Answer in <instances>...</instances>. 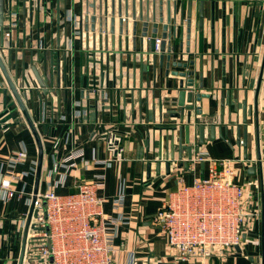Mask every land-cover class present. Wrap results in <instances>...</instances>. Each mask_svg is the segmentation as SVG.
Instances as JSON below:
<instances>
[{"label":"crops","instance_id":"crops-1","mask_svg":"<svg viewBox=\"0 0 264 264\" xmlns=\"http://www.w3.org/2000/svg\"><path fill=\"white\" fill-rule=\"evenodd\" d=\"M1 1L4 23L12 9L19 12L13 39L0 47L7 64L11 53V75L15 78L19 74L17 85L21 87L25 63L28 73L39 85L28 69L36 65L47 88L46 93L41 88L34 90L30 101H26L45 145L40 191L48 189L47 169L55 160L47 125L40 123V99L46 102L49 96L51 103L52 94L56 107L53 108L55 117H48L47 121L51 134L65 135L70 129L74 131L70 143L64 141L56 157H62L78 145L84 148L90 161L88 166L81 163L72 168L66 185L58 187L57 192L75 191V183L104 175L105 184L99 190V195L106 199L104 210L107 214L122 216L125 221L120 226L117 242L123 241L126 246L116 255L115 264H189L178 260L177 252L169 247L152 219L182 181L192 184L195 179L208 176L209 162H194L201 154L236 159L240 184L257 179L259 187L252 197L261 212L252 231L246 228L248 233L240 246L230 249L223 257H211L208 264H264V0H171L172 14L173 4L177 3L176 54L181 55L182 61H194V64H189L188 68L171 65L169 69L167 60L163 65L160 60L161 54L168 55L169 41L163 40L162 52L156 54L152 25L147 37H142L140 30L134 36L133 0ZM126 1L129 2V34L123 33L120 46L119 8L122 6L124 15ZM140 1H143L145 15L146 3L150 2L152 15L154 2L158 4L160 0H136L138 15ZM166 2L164 0L165 19ZM105 10L109 18L115 13V33L108 32L103 48H95L100 33V12L104 16ZM69 12L76 21L69 18ZM93 15L97 17L95 31L91 28ZM157 15L159 17L158 5ZM188 17L191 18L190 38ZM173 30L170 28L171 32ZM77 31L80 34L77 35ZM162 32L160 25L158 36L162 37ZM88 45L104 60L94 72V79L108 87V96H113L114 102L99 103V108H92L89 115L79 117L82 107L77 101L86 103L82 87L87 82L83 71L87 52L83 50ZM70 46H73L72 55H68L66 68L53 76L50 74L52 58L57 59V51L63 56ZM177 71H193L194 74L183 77L174 73ZM0 78L7 86L1 71ZM190 78L195 80L192 87L187 86ZM183 82L185 89L194 92L195 104V108L185 112L172 100L178 97ZM5 89H0V113H4L3 109L6 111L2 105L6 96L9 103L15 102L13 94L10 91L6 94ZM197 94H201V98L198 99ZM13 107L11 120L0 122V169L12 151L24 146L30 161L23 168L30 169L33 161H38V146L21 110ZM11 112L5 113L2 119ZM175 113L178 117L173 116ZM112 125L123 134L120 158L109 151L106 143ZM173 137L174 158L170 150ZM108 158L113 159L110 165L105 163ZM167 161L171 162L169 171ZM35 179L36 175L26 178L27 192H34ZM120 193H124V202L117 209L114 199ZM31 201L27 195L9 202L0 200V234L7 235L17 255L21 252L22 239L15 228L29 213ZM9 248L7 241L0 243V264H19L15 256L7 257Z\"/></svg>","mask_w":264,"mask_h":264},{"label":"built area","instance_id":"built-area-1","mask_svg":"<svg viewBox=\"0 0 264 264\" xmlns=\"http://www.w3.org/2000/svg\"><path fill=\"white\" fill-rule=\"evenodd\" d=\"M18 18L19 12L15 8L7 13L6 23H4L5 42L10 43L13 39ZM69 18L76 21L71 12H69ZM173 25L171 24L172 29ZM76 33L78 35L80 31ZM107 34L109 33L105 30L100 31L99 40L94 44L95 48H103L104 42L101 37ZM154 39L156 54L162 52L163 40L169 41L172 47L176 40L173 32L167 39L161 36ZM98 43H100L99 47ZM40 47L44 48L42 45ZM72 49L73 46L65 49L63 56L60 51L55 53L57 59L52 58L54 61L50 67V74L53 70L54 74L59 72L58 68L61 74L62 68H66L68 55H72ZM84 49L86 51L83 50V52H87V62L83 65V71L87 82L82 87V92L86 103L77 101L82 107L78 112L79 117L89 115L92 108H99V103L114 102L113 96H108V87L99 85L97 79H94V72L101 63H104L101 54L99 57L98 52L92 50L89 45ZM177 57L181 59V55ZM28 72L27 70V77L30 78L24 80L23 76L22 86L19 87L23 94L26 91L33 93L34 90L41 88ZM19 81L20 77H18ZM1 82L3 83L2 80ZM1 87L7 86L3 83L0 89ZM54 99L52 94L51 103H49V96V101L40 99L42 104L40 123L47 125L46 129L49 132L47 136L51 138L52 155L55 160L47 169V175L50 177L48 189L39 192L35 204L36 215L33 216L31 226L35 222L36 227L31 230L30 226L23 264H115L116 255L126 246L123 241L117 242L120 226L125 221L122 216L107 214L104 210L106 199L99 195V190L105 184L104 175L75 183V191L64 194L57 192L58 187L66 185L72 168L78 167L81 163L88 166L90 161L86 158L84 148L78 145L62 157H56L63 148L64 141L70 143L74 131L70 129L65 135L51 134L47 121L48 117L52 119L55 117ZM92 102L96 103L92 104ZM2 105L6 109V111L3 109V112H11L13 106L7 107L4 103ZM14 107L13 109H20L17 105ZM36 125L39 126L37 123ZM112 126L108 129L106 143L109 151L120 158L123 134L117 126ZM97 129L99 130L98 127ZM194 160L195 163L209 162L208 176L195 179L192 184L182 181L178 188L169 194L163 207L154 215L152 223L161 229L169 247L177 252L178 260L189 264L194 261L197 264H208L211 257H223L230 249L240 246L248 233L246 228L251 231L254 228V222L261 215L259 205L252 197L259 183L257 179L245 184L238 183L235 165L237 160L234 158L220 159L201 154ZM29 161L30 155L25 146L9 154L7 162L0 169V200L9 202L25 195L33 200V193L26 191V178L36 175L38 161H33L30 169L23 168ZM111 161L113 159L108 158L105 163L110 165ZM123 202L124 193H120L114 199L115 208L122 207ZM27 216L28 214L15 228L16 234L21 236V239ZM5 241L10 246L7 257L12 259L15 256L19 262L20 255H17L7 235L0 234V243Z\"/></svg>","mask_w":264,"mask_h":264},{"label":"water","instance_id":"water-1","mask_svg":"<svg viewBox=\"0 0 264 264\" xmlns=\"http://www.w3.org/2000/svg\"><path fill=\"white\" fill-rule=\"evenodd\" d=\"M140 13L138 15L137 13V2L136 0H133L132 2V19H133V34L134 36H136V34L138 33V30L141 31V35L142 37H147L149 35L150 32V25H152V30H151V38H156L158 36V32H159V27L160 25H162V37L164 39H167L170 34V28H171V24L173 25L174 30L172 31L174 33V37L175 39H177V28H178V20H177V3H174V10H173V14H172V1L171 0H167V17L165 19L164 17V0H160L158 4H156V2H154L153 4V14L151 15L150 13V2L146 3V8H147V12L146 15L144 13V6H143V1H140ZM1 5H3V2L1 1ZM157 5L159 6V17L157 15ZM114 12V10H113ZM113 16L109 18L108 16V11L105 10V15L103 16V12H100V16H99V29L100 31H107L110 32L112 35H114L115 33V17ZM119 16H120V34L121 36H119V45L121 46L122 43V35L124 32H126L127 34H129V2L126 1L125 3V14L123 15L122 12V6H120L119 8ZM86 20L89 22V17H86ZM85 20V21H86ZM109 21H110V25H109ZM91 28L93 31H95V24L97 22V17L96 15H93L91 17ZM187 25H188V38H190V32H191V18L188 17L187 18ZM110 28V30H109ZM108 35V34H107ZM102 42L104 41V37H101ZM136 39V38H134ZM155 40V39H154ZM170 42H169V46H168V55L165 56L164 53L161 54L160 56V60H161V64H164V60H167V68L169 69L171 65L173 66H178V67H184V68H188L189 64H194V61H191L190 63L188 62H184L181 59L177 60V54H176V48L174 45V47H172V45L170 46ZM5 45V40H4V23H3V9H0V47H4ZM175 51V53H174ZM156 58V57H155ZM38 59H40V56L38 57ZM11 53L8 59V64L5 62L4 57L1 53L0 50V71L3 74L5 81H6V89H5V93L7 94V91L11 92L15 98V102L14 103H9L5 97L4 100V105H6L7 107H11L14 105H17L24 118L27 121V124L29 125L37 146H38V162H37V171H36V179H35V188H34V192H33V200L31 203V207L27 216V220H26V225L24 228V232H23V238H22V247H21V252H20V258H19V264H23V260H24V256H25V251H26V245H27V239H28V233H29V229L31 226V221L33 219V216L36 215L35 213V204L36 201L38 199V195L40 192V185H41V180H42V175H43V168H44V157H45V148H44V143L41 137V134L39 132V129L31 115V112L28 109L27 103H26V99L24 94L20 91L17 83L18 82V76L19 74L17 73L16 77L14 78L11 75L10 72V66H11ZM54 61V60H52ZM51 64V62H50ZM35 67H37L36 65H33ZM47 66H48V62L46 60V57L44 59V70L47 72ZM23 78L24 80H27L30 77H27V67L25 65V63H23ZM59 72V68L57 69ZM175 74H180L183 77H186L188 75L194 74L193 71H185V72H174ZM51 74L54 75V70L53 72L51 71ZM42 78V77H41ZM43 80V79H42ZM44 82V81H43ZM41 81V86L43 88L45 86V83H43ZM0 85H3V83L1 82V78H0ZM195 85V80L194 79H188L187 81V86H194ZM185 83H181V90L179 92L178 97L173 98V104L174 105H178L182 108V112H185V110H191L193 108H195V104L193 103L194 100V92L188 91L187 89L184 88ZM201 94H197V98H201ZM167 101H170L169 99H167ZM186 101L190 102V104H186ZM6 112L4 113H0V121L3 122L2 117L5 115ZM11 114V113H8ZM12 115V114H11ZM179 114L175 113L173 116L178 117ZM190 116V114H188ZM181 120L183 119V117H180ZM175 129V128H174ZM181 142V141H180ZM189 149V148H188ZM171 157L174 158L175 157V151H176V143H175V137H173L172 142H171ZM190 150V149H189ZM190 157H191V153H190ZM162 158V155H161ZM158 171H160L161 168V163H158ZM170 166H171V162L167 161L166 162V167H167V171L170 170Z\"/></svg>","mask_w":264,"mask_h":264},{"label":"rangeland","instance_id":"rangeland-1","mask_svg":"<svg viewBox=\"0 0 264 264\" xmlns=\"http://www.w3.org/2000/svg\"><path fill=\"white\" fill-rule=\"evenodd\" d=\"M1 8L3 9V5H1V2H0V9ZM3 23H4V9H3ZM28 69L31 70L32 74L35 76V78L37 79L38 83L39 82L41 83V81L43 82V80L41 78L42 75H41V72H40L39 68H37V67H35L33 65H30V67ZM40 83H39V85L41 86L42 83L41 84ZM44 87H46V85ZM41 88H42L43 92H45V93L47 92V88H43L42 86H41ZM24 96H25L26 101H30V99H31V93L29 91H26L24 93ZM11 118H12V115L11 114H8L7 116H5L3 118V120H5V122H8V121L11 120ZM35 227H36V223L33 222L32 223V226H31V230H34Z\"/></svg>","mask_w":264,"mask_h":264}]
</instances>
